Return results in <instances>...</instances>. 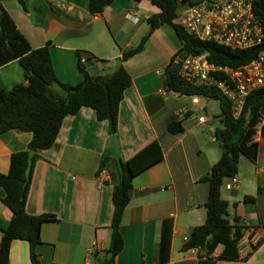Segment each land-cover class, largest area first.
Returning a JSON list of instances; mask_svg holds the SVG:
<instances>
[{
	"label": "crops",
	"instance_id": "obj_1",
	"mask_svg": "<svg viewBox=\"0 0 264 264\" xmlns=\"http://www.w3.org/2000/svg\"><path fill=\"white\" fill-rule=\"evenodd\" d=\"M23 1L26 8L19 0H0V4L32 49L49 44L61 82L71 86L83 82L78 64L95 78L109 76L118 66L130 75L133 84L125 91L118 114L121 160L129 161L153 142L161 147L162 159L132 180L120 227L124 248L114 264H161L158 252L165 222H171L173 228L164 264H198L202 251L182 248L191 231L206 221L209 186L201 179L221 159L222 149L214 137L217 129L211 100L175 94L166 87L164 70L182 48L174 29L163 25L145 41L150 31L147 20L160 13L145 0H115L99 15L91 14L86 0ZM142 43L139 54L122 62L124 51ZM26 82L18 61L0 68V89L10 90ZM52 92L63 94L57 87ZM200 117L207 122L200 123ZM175 119L181 120L184 130L173 134L168 126ZM108 132V123L98 121L94 110L84 107L76 116L65 118L54 146L37 154L26 212L56 217L42 225V243L36 248L41 264H100L112 257L110 227L118 179L115 161L110 160L100 171L102 157L109 150L112 153ZM31 138L30 133L17 131L0 135L1 174L9 173L12 154L27 151ZM257 142L254 169L248 172L239 167L236 189L229 187L232 178L225 179L222 186L229 220L234 224L238 218V225L244 228L239 260L214 264H264V139ZM5 195L0 188V244L1 229L13 217L1 202ZM247 196L255 201H245ZM29 248V243L15 240L10 264H32ZM223 250L219 246L213 258Z\"/></svg>",
	"mask_w": 264,
	"mask_h": 264
},
{
	"label": "trees",
	"instance_id": "obj_2",
	"mask_svg": "<svg viewBox=\"0 0 264 264\" xmlns=\"http://www.w3.org/2000/svg\"><path fill=\"white\" fill-rule=\"evenodd\" d=\"M19 1L26 8L24 1ZM73 1L81 3L83 0ZM86 1L91 14L99 15L115 0ZM129 1L139 3L143 0ZM145 1L160 10V13L152 15L147 20L150 31L145 41L163 25H168L174 29L182 44L181 50L164 70L168 91L190 98L201 97L217 101L221 109L220 118L223 129H217L214 137L221 146L222 157L201 179V182H206L209 186V197L205 206L206 221L191 231L182 249L185 252L193 249L202 251L198 264H214L217 260L237 261L244 228L238 225V218L234 219V224L229 220V203L222 198V186L225 179L237 177L242 156L251 162L258 159L259 143L254 140V136L257 135L256 127L260 113L264 112V90L254 91L246 98L243 111L236 119L232 113V102L227 97L213 87L190 85L179 76V68L181 58L189 54L204 53L214 65L238 68L252 62L257 57L259 48L238 51L226 46L199 41L181 26L174 24L180 10L176 0ZM255 12L264 26V0H258L255 3ZM143 47L142 43L136 48L124 51L122 62L135 57L143 50ZM51 59L49 44L39 49H32L0 4V68L18 61L27 81L26 85L18 83L10 90L0 89V135L10 131L32 135L27 151L12 154L9 173L7 175L0 173V188L6 193L1 202L13 214L10 223L1 229L0 264H10V247L15 240L29 243L32 264H41L36 248L42 243V225L56 220L54 215L31 216L26 212L37 154L42 150L51 149L65 118L76 116L84 107L94 110L98 121L108 123L110 136L116 135L119 108L124 93L133 84L123 66H118L109 76L95 78L78 64L84 80L80 84L71 86L59 80ZM53 87L59 88L63 94H54ZM183 130L179 119L173 120L168 126V131L173 134ZM261 138L264 139V126L261 130ZM30 152H34V155L31 173L28 177L26 172ZM162 157L163 153L158 142H153L127 162L121 160L122 171L116 161L111 158V150L102 157L100 171L107 167L110 160H113L116 163L118 179L113 188V218L110 227L111 247L109 250L112 257L106 258L100 264H114L115 257L124 248L120 227L125 208L130 202L132 180L136 175L160 161ZM245 201H255V197L247 196ZM172 228L171 222H165L161 229L158 252V260L161 264L167 261L171 250ZM221 245L224 246L223 253L214 259L213 254ZM260 245L261 242L253 245V249H257Z\"/></svg>",
	"mask_w": 264,
	"mask_h": 264
},
{
	"label": "built area",
	"instance_id": "obj_3",
	"mask_svg": "<svg viewBox=\"0 0 264 264\" xmlns=\"http://www.w3.org/2000/svg\"><path fill=\"white\" fill-rule=\"evenodd\" d=\"M176 1L180 10L174 24L193 38L238 51L259 48L252 62L238 68L214 65L206 53L180 59L179 76L192 86L219 90L232 102V113L237 119L246 98L254 91L264 90V26L255 12L258 0ZM199 122H207L206 117H200ZM263 126L264 112H261L255 141H260ZM232 182L234 186L239 183L237 177Z\"/></svg>",
	"mask_w": 264,
	"mask_h": 264
},
{
	"label": "rangeland",
	"instance_id": "obj_4",
	"mask_svg": "<svg viewBox=\"0 0 264 264\" xmlns=\"http://www.w3.org/2000/svg\"><path fill=\"white\" fill-rule=\"evenodd\" d=\"M132 2H134V1H132ZM210 102L215 107V111H213L215 113L214 114L215 116L211 115L213 117V119L215 120V127H216V129H223V124H222L221 118H220V111H221L220 105L217 101L211 100ZM202 113L205 114L204 112H202ZM218 146H220L219 143H218ZM239 167H241V171L243 169L244 171H248V172H250L252 169H254L253 163L250 162L248 160V158H246L244 156H242V158L239 161ZM229 187H231V188L233 187L236 189L237 186L229 184Z\"/></svg>",
	"mask_w": 264,
	"mask_h": 264
},
{
	"label": "water",
	"instance_id": "obj_5",
	"mask_svg": "<svg viewBox=\"0 0 264 264\" xmlns=\"http://www.w3.org/2000/svg\"><path fill=\"white\" fill-rule=\"evenodd\" d=\"M110 141L112 143V153H111V158H113L116 163L118 164L120 170L122 171V167H121V156H122V152L118 146V138L117 135H113L110 137ZM34 152H30L28 154V168H27V176H30L31 173V165H32V158H33ZM112 256V253H110V256Z\"/></svg>",
	"mask_w": 264,
	"mask_h": 264
}]
</instances>
